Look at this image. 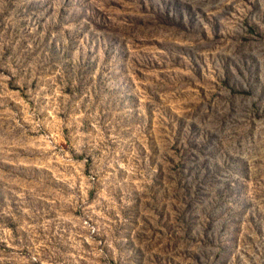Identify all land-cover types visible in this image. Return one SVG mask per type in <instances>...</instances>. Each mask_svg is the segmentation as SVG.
Here are the masks:
<instances>
[{
  "label": "rangeland",
  "instance_id": "374dc122",
  "mask_svg": "<svg viewBox=\"0 0 264 264\" xmlns=\"http://www.w3.org/2000/svg\"><path fill=\"white\" fill-rule=\"evenodd\" d=\"M0 264H264V0H0Z\"/></svg>",
  "mask_w": 264,
  "mask_h": 264
}]
</instances>
